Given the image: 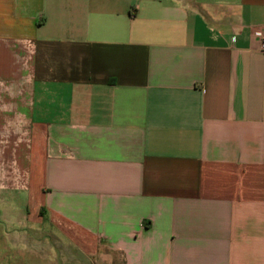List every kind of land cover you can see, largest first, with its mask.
Here are the masks:
<instances>
[{
  "label": "crops",
  "instance_id": "1",
  "mask_svg": "<svg viewBox=\"0 0 264 264\" xmlns=\"http://www.w3.org/2000/svg\"><path fill=\"white\" fill-rule=\"evenodd\" d=\"M264 0H0V264H264Z\"/></svg>",
  "mask_w": 264,
  "mask_h": 264
},
{
  "label": "built area",
  "instance_id": "2",
  "mask_svg": "<svg viewBox=\"0 0 264 264\" xmlns=\"http://www.w3.org/2000/svg\"><path fill=\"white\" fill-rule=\"evenodd\" d=\"M254 35L261 41L262 49L264 50V28L254 31Z\"/></svg>",
  "mask_w": 264,
  "mask_h": 264
},
{
  "label": "rangeland",
  "instance_id": "3",
  "mask_svg": "<svg viewBox=\"0 0 264 264\" xmlns=\"http://www.w3.org/2000/svg\"><path fill=\"white\" fill-rule=\"evenodd\" d=\"M1 246V245H0ZM21 264H24L23 262Z\"/></svg>",
  "mask_w": 264,
  "mask_h": 264
}]
</instances>
